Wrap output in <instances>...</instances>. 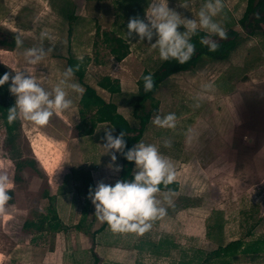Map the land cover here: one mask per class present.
Here are the masks:
<instances>
[{
	"label": "rangeland",
	"instance_id": "374dc122",
	"mask_svg": "<svg viewBox=\"0 0 264 264\" xmlns=\"http://www.w3.org/2000/svg\"><path fill=\"white\" fill-rule=\"evenodd\" d=\"M149 2L0 0V66L9 74L10 83L15 72L25 71L52 92L68 58H87L82 82L75 75L73 82L83 91L85 86L94 88L105 101L117 105L118 113L132 127H138L131 114L137 81L144 71L156 70L162 60L151 42L138 40L135 34L126 37L125 32L129 18L144 19ZM203 4L204 0H168L170 9L188 18H196ZM246 4L247 0H222V9L213 17L241 37L226 60L205 59L169 76L155 91L153 101L145 103L146 110L154 113L141 141L155 144L173 163L177 190L154 194L166 214L153 219L143 234L109 228L112 235L101 236L107 244L117 245L122 264H180L184 253L191 257L194 250L209 253L220 244L249 239L246 233L253 225L256 234L264 231V22L243 28L239 20ZM41 32L51 39L42 40ZM17 36L22 44L11 49ZM30 47H43L47 53L34 65L24 57ZM117 54L123 55L121 60ZM103 76L117 80L120 93L110 95L100 89L97 82ZM81 94L68 90L71 106L54 113L44 126L18 116L16 152L5 150L0 123V173L13 183L11 199L0 213V264L42 263L58 234L71 232L79 221L82 228L90 225L92 234V229L104 223L94 215L88 193L78 195V184L68 176L72 169L83 168L90 171L93 189L101 182L114 184L120 179L122 158L116 153L119 171L109 167L112 150L103 148L102 139L104 128L112 127L108 123L98 124L90 136H81L77 112ZM9 99L15 102L11 93ZM170 112L176 114L174 128L152 123L154 115ZM49 195L59 197L57 213L67 229L32 234L24 225L36 221L38 213H46ZM167 242L165 254L152 247ZM231 264H264V255L252 261L238 256Z\"/></svg>",
	"mask_w": 264,
	"mask_h": 264
},
{
	"label": "clouds",
	"instance_id": "9594fccd",
	"mask_svg": "<svg viewBox=\"0 0 264 264\" xmlns=\"http://www.w3.org/2000/svg\"><path fill=\"white\" fill-rule=\"evenodd\" d=\"M222 0H204V4L196 14V18H188L168 7V0H150L145 10L144 19L129 18L126 37L135 34L138 40L151 42L150 45L158 50L162 61L174 59L177 63L187 62L195 51L191 36L197 31L206 35L200 37V43L207 45L209 51H215L218 44L212 39L215 35L226 39L225 29L213 17L222 9ZM183 30H180V27ZM155 36V41L153 37ZM51 39L47 32H41V39ZM15 43L19 47L22 41L17 36ZM50 51V49L48 50ZM43 47H30L24 50L28 64H37L46 55ZM74 69L67 67L52 92L46 91L36 79L25 71H17L11 77L9 92L14 95L15 102L7 110L6 119L12 122L23 116L36 126H44L55 113L60 114L68 109L72 100L68 98V90L82 93L80 84L73 82ZM9 81V74L0 75V86ZM143 88L150 91L153 88V76L148 73L143 76ZM176 114L167 113L163 116L156 114L152 123L161 128H174ZM112 127L104 128L102 139L103 148L112 150L109 167L119 171L120 165L114 162L116 153H121L128 162H133L135 172L132 178L118 179L114 184L97 183L89 189L88 197L94 206L97 220L106 222L113 232H130L143 234L150 229L151 221L166 214V209L154 194L160 191V185L170 184L176 178L173 163L162 155L155 144L136 142L132 147H126L124 131L113 135ZM165 143H168L165 141ZM13 183L6 173H0V213L5 212L7 202L11 199L9 191ZM167 199V197H165Z\"/></svg>",
	"mask_w": 264,
	"mask_h": 264
},
{
	"label": "trees",
	"instance_id": "16d2710c",
	"mask_svg": "<svg viewBox=\"0 0 264 264\" xmlns=\"http://www.w3.org/2000/svg\"><path fill=\"white\" fill-rule=\"evenodd\" d=\"M72 15L69 19H72ZM264 22V0H247L246 8L242 18L239 20V24L246 29L247 25L252 23H263ZM227 33L226 39H220L219 37L213 35L212 39L216 41L218 47L215 51H209L207 45H202L200 43V37L206 35L203 31H197L191 36V42L195 45V51L191 58L183 63L179 64L174 59H169L167 61H162L158 68L154 71H144L141 77L137 81V94L133 103L131 114L138 120V127H132L130 123L117 111V105L114 102L105 101L97 91L90 87L85 86L78 100V116L82 121L81 136H90L94 133L98 124L108 123L115 129V132L124 131V139L126 141L127 148L132 147L136 142L141 141L145 129L149 123L151 115L154 113L152 110H146L145 103L147 101H153V96L155 91L158 89L159 85L167 79L169 76L185 72L190 68H193L203 62V60H213V61H224L228 58L231 51H233L238 43L241 41L239 33L231 28L225 30ZM253 32L250 31V34ZM119 41V40H118ZM4 41L1 44L4 45ZM11 49H14L16 44L15 41L10 45ZM114 53H116L114 51ZM123 55H116L118 60H121ZM87 58L67 59V67L72 66L74 69V75L82 82L84 77V61ZM7 72L4 68L0 66V75ZM151 73L153 76V88L150 91H145L143 88V76ZM9 84L8 81L4 85L0 86V123L4 131V148L9 152H16L17 139L20 132L21 123L19 118L12 122H8L6 119L7 110L14 105V101L9 99ZM97 86L106 91L110 95H115L120 93V85L117 80L111 79L109 76L101 77ZM153 108H156L155 104L151 103ZM122 167L120 171V179H131L134 175L133 168L134 163L128 162L123 155ZM19 172L16 171L15 179L18 180ZM67 177V176H66ZM70 180L75 182L77 185L76 193L78 195H87L89 189H93L90 171L80 168L72 169L70 175L68 176ZM160 191H171L177 190V183L171 182L170 184H161ZM10 194V193H9ZM58 198L56 195H49L47 197L48 207L46 213H38L36 221L27 222L24 225L25 230L32 232V234L40 232H61L66 231L67 227L61 222L57 213ZM253 213H250V216ZM252 218V216L250 217ZM106 224V222H105ZM216 228H221V225H215ZM76 230L81 229V221L74 226ZM255 225L249 228L245 237H240L233 241L227 242L226 244H220L215 250L205 253L202 250H194L193 255L188 257L183 254V258L180 264H195L200 262V264H208L214 262L217 264H231V262L238 256L248 257L251 261L255 258H259L264 255V231L260 233H255ZM251 238V239H250ZM166 243V242H165ZM153 244L152 247L156 252H161L165 254L168 252L166 246L168 242ZM165 246V247H164ZM205 255V258L203 256Z\"/></svg>",
	"mask_w": 264,
	"mask_h": 264
},
{
	"label": "crops",
	"instance_id": "0c3cea01",
	"mask_svg": "<svg viewBox=\"0 0 264 264\" xmlns=\"http://www.w3.org/2000/svg\"><path fill=\"white\" fill-rule=\"evenodd\" d=\"M89 228L90 225L82 228L81 223L82 230L73 228L71 232L58 234L41 262L46 264H122V257L116 252L119 250L117 245L107 244L105 238L101 239V236L104 237L105 234L108 237L112 235L107 232L108 225L104 222L96 226L91 230L92 234L88 232Z\"/></svg>",
	"mask_w": 264,
	"mask_h": 264
}]
</instances>
